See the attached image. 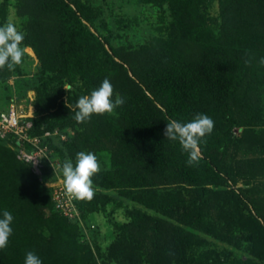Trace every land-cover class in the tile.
Listing matches in <instances>:
<instances>
[{
  "label": "trees",
  "instance_id": "trees-1",
  "mask_svg": "<svg viewBox=\"0 0 264 264\" xmlns=\"http://www.w3.org/2000/svg\"><path fill=\"white\" fill-rule=\"evenodd\" d=\"M12 1L25 19L21 47L38 68L23 78V56L14 71L0 69V81L17 78L21 95L33 92L30 135L66 134L45 139L59 175L81 151L108 154L109 168L91 177L94 197L75 198L83 222L107 205L123 208L125 220L93 249L0 140V218L5 210L14 218L0 264H24L29 251L42 264H264V0H216L215 18L207 0H138L163 18L135 47L114 45L120 34L88 0ZM114 23L118 30L125 20ZM105 78L125 103L77 123L78 99ZM197 114L215 126L190 167L164 130ZM241 146L252 155L237 157Z\"/></svg>",
  "mask_w": 264,
  "mask_h": 264
},
{
  "label": "clouds",
  "instance_id": "clouds-1",
  "mask_svg": "<svg viewBox=\"0 0 264 264\" xmlns=\"http://www.w3.org/2000/svg\"><path fill=\"white\" fill-rule=\"evenodd\" d=\"M25 33L16 24L7 20L0 25V69L7 67L14 71L22 63L24 49L21 47ZM246 63H249L246 61ZM264 66V58L259 61ZM114 88L110 80L105 78L101 85L90 95L81 96L75 107L74 119L77 123L89 121L93 114H112L121 107L125 100L116 94L113 100ZM214 121L205 114H197L186 123L176 119H169L166 123L164 135L166 139L178 142L183 153L187 154L186 165L195 166L201 158L200 142L210 135L214 129ZM66 193L79 200H91L94 197V186L91 177L100 171L96 155L92 152L81 151L76 154L75 163L71 159L65 160L61 167ZM13 215L5 210L0 218V250L8 246L9 238L13 234L11 227ZM24 264H42V260L32 251L26 253Z\"/></svg>",
  "mask_w": 264,
  "mask_h": 264
},
{
  "label": "rangeland",
  "instance_id": "rangeland-1",
  "mask_svg": "<svg viewBox=\"0 0 264 264\" xmlns=\"http://www.w3.org/2000/svg\"><path fill=\"white\" fill-rule=\"evenodd\" d=\"M89 3L99 10L101 18L104 19L110 31L114 34H120L119 40L113 41L114 45L135 47L139 44L147 42V40L157 35V28L162 25L163 18L161 12L149 6L142 5L138 0H88ZM205 11L210 18H215L217 14L216 0H207L205 3ZM123 18L124 25L117 30L115 19ZM11 19L18 29L21 31L25 23L24 18H19L14 14L12 0H0V25H3L7 20ZM25 59L21 67V75L23 78H32L37 72L38 64L32 53L23 48ZM17 78H10L4 82L0 81V111L6 110L10 105H14L17 109H21L25 114H28V108L33 99V92L26 91L20 94V89L15 84ZM66 139V134L61 133ZM234 136H238V132L234 131ZM52 143L62 141L58 136L51 137ZM2 143L10 149L11 144L6 140H1ZM11 150V149H10ZM12 151V150H11ZM13 152V151H12ZM237 157L251 156V150H245L244 147H239L236 154ZM97 159L100 165V170L109 168V159L106 152L97 154ZM60 177L63 180L62 171ZM64 181V180H63ZM242 187L241 184L237 185ZM261 192L264 193V179L261 181ZM127 205V203H123ZM125 220L124 209L115 208L112 205H107L103 210L92 216H85L84 223L93 225L92 232L85 233L89 245L95 249L98 247L102 251L105 246L113 238L114 227L113 223H119ZM112 264V263H111Z\"/></svg>",
  "mask_w": 264,
  "mask_h": 264
},
{
  "label": "built area",
  "instance_id": "built-area-1",
  "mask_svg": "<svg viewBox=\"0 0 264 264\" xmlns=\"http://www.w3.org/2000/svg\"><path fill=\"white\" fill-rule=\"evenodd\" d=\"M28 109V114H25V111L10 105L6 110L0 111V140H6L11 144L10 149L15 153L16 158L26 163L37 179L49 189L53 209L69 222L76 224L88 242L85 233L92 231L94 226L85 225L81 219L74 202L75 198L69 196L64 188V181L58 172V160L45 142V139L55 136L63 141L64 136L57 130L43 133L41 136L30 135L31 106ZM43 169L47 170L49 176L46 180Z\"/></svg>",
  "mask_w": 264,
  "mask_h": 264
}]
</instances>
